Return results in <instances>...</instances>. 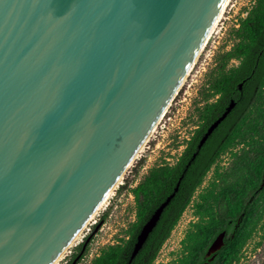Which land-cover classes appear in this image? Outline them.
<instances>
[{
	"label": "water",
	"instance_id": "water-1",
	"mask_svg": "<svg viewBox=\"0 0 264 264\" xmlns=\"http://www.w3.org/2000/svg\"><path fill=\"white\" fill-rule=\"evenodd\" d=\"M227 1L0 0V264H52L70 244L132 164Z\"/></svg>",
	"mask_w": 264,
	"mask_h": 264
},
{
	"label": "trees",
	"instance_id": "trees-1",
	"mask_svg": "<svg viewBox=\"0 0 264 264\" xmlns=\"http://www.w3.org/2000/svg\"><path fill=\"white\" fill-rule=\"evenodd\" d=\"M238 34L240 40L227 53V58H241V62L212 81L211 88L221 95L203 108L201 117L204 122L189 139L174 165L151 170L134 189L137 213L127 239L123 243L109 246L91 264H151L205 174L222 150L236 137L249 145L233 169L243 172L233 180L222 177L223 183L218 189L200 194L195 209L199 220L192 223L187 234L188 255L182 264H232L251 237L264 214V127H256L255 122L250 121L249 127L242 129L244 122L241 123L240 118L250 110L256 99H264V0H256L241 22ZM240 83L243 84L242 89L239 88ZM231 99L235 100L236 105L199 150V139ZM227 133L229 138L222 140ZM194 152L197 155L192 160ZM189 161L191 164L188 165ZM181 175L183 178L178 191L165 207L138 254L129 262L143 224L174 191ZM222 232L225 233L224 244L212 258L211 255L206 257L209 247Z\"/></svg>",
	"mask_w": 264,
	"mask_h": 264
},
{
	"label": "rangeland",
	"instance_id": "rangeland-1",
	"mask_svg": "<svg viewBox=\"0 0 264 264\" xmlns=\"http://www.w3.org/2000/svg\"><path fill=\"white\" fill-rule=\"evenodd\" d=\"M255 3L256 0H231L215 33L187 81L171 102L156 131L128 167L105 204L87 225L79 240L69 248L58 264H68L81 252L84 243L85 249L77 264H91L109 246L123 243L127 239L137 213L134 189L151 170L177 162L201 123L203 108L218 97L211 88L212 81L239 63L237 57L227 58V53L239 42L240 24ZM263 106L264 99H256L247 116L249 122L254 121L259 127H264ZM248 147L240 137H236L222 150L151 264L184 262L188 255L187 234L192 223L199 220L195 209L200 194L218 189L223 183L222 177L233 180L240 176L243 171L233 169ZM232 264H264V214Z\"/></svg>",
	"mask_w": 264,
	"mask_h": 264
},
{
	"label": "bare ground",
	"instance_id": "bare-ground-1",
	"mask_svg": "<svg viewBox=\"0 0 264 264\" xmlns=\"http://www.w3.org/2000/svg\"><path fill=\"white\" fill-rule=\"evenodd\" d=\"M231 0H228L223 8V10L221 11L219 17L217 18L215 24L213 25L211 31L209 32L206 40L204 41L202 47L200 48L198 54L196 55L193 63L191 64L190 68L188 69L185 77L183 78L181 84L179 85V88L177 89V91L175 92L173 99L175 98V96L177 95L178 91L180 90V88L185 84V82L187 81L189 75L191 74L192 70L194 69L200 55L202 54V52L204 51L207 43L209 42L210 38L213 36V34L215 33L219 22L222 20V18L224 17V13L228 7V5L230 4ZM173 99L171 100V102L173 101ZM171 102H169L168 106L165 108V110L163 111V113L161 114V116L158 118V120L156 121V123L154 124L153 128L151 129L150 133L147 135V137L145 138V140L143 141V143L141 144V146L139 147L138 151L135 154V158L139 155V153L142 151V149L144 148L145 144L147 143V141L151 138V136L154 134V132L156 131L157 127L159 126V124L161 123L162 119L164 118L169 106L171 105ZM134 158V160H135ZM133 160V161H134ZM131 165V164H130ZM122 177L115 183V185L112 187V189L107 193V195L103 198V200L100 202V204L98 205V207L94 210V212L89 216V218L87 219V221L83 224V226L80 228V230L77 232V234L75 235V237L73 238V240L70 242V244L61 252V254L54 260V262L52 264H58L61 259L65 256V254L67 253V251L69 250V248H71L80 238L81 234L83 233V231L85 230V228L87 227V225L90 223V221L95 217V215L98 213L99 209L105 204V202L107 201V199L110 197V195L112 194L113 190L118 186V184L120 183ZM219 244H221V238H219L215 244V247H217Z\"/></svg>",
	"mask_w": 264,
	"mask_h": 264
},
{
	"label": "flooded vegetation",
	"instance_id": "flooded-vegetation-1",
	"mask_svg": "<svg viewBox=\"0 0 264 264\" xmlns=\"http://www.w3.org/2000/svg\"><path fill=\"white\" fill-rule=\"evenodd\" d=\"M239 59V63L241 62V58H238ZM238 63V64H239ZM240 84H242V83H240ZM239 84V85H240ZM243 85V84H242ZM240 88V87H239ZM240 89H242V88H240ZM219 95H221V93H218L217 94V96L219 97ZM217 97V98H218ZM216 100V99H215ZM231 100H234V99H231ZM235 101V100H234ZM231 102V101H230ZM229 102V103H230ZM228 103V104H229ZM228 105H226V107H227ZM232 111V110H231ZM248 111H249V109L243 114V116L240 118V121H241V123H243V127H242V129H244V128H248L249 127V120H248V118H247V116H248ZM244 119V120H243ZM232 121V120H231ZM204 122V120L202 119L201 120V123L198 125V127L197 128H199L200 126H201V124ZM227 126V125H226ZM226 126L224 127V128H226ZM256 126V125H255ZM256 127H258V126H256ZM223 128V129H224ZM222 129V130H223ZM248 130V129H247ZM196 131V130H195ZM195 131H194V133H193V135L195 134ZM221 134V133H220ZM192 135V136H193ZM255 135V137H257L258 135H256V134H254ZM191 136V137H192ZM218 136V135H217ZM225 137H227V138H229V135H228V133L227 134H225L224 135V137L222 138V140H225ZM244 141V140H243ZM244 143H247V142H245L244 141ZM200 150V149H199ZM179 159V158H178ZM178 161V160H177ZM84 249H85V243H84V245H83V248H82V250H81V252L78 254V255H76V257H74L68 264H77L78 263V259H81V257H82V254H83V251H84Z\"/></svg>",
	"mask_w": 264,
	"mask_h": 264
}]
</instances>
